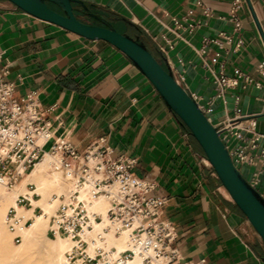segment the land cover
<instances>
[{
  "label": "crops",
  "instance_id": "crops-1",
  "mask_svg": "<svg viewBox=\"0 0 264 264\" xmlns=\"http://www.w3.org/2000/svg\"><path fill=\"white\" fill-rule=\"evenodd\" d=\"M77 18L140 39L186 92L211 113L215 128L229 119L254 118L264 135V0H78ZM90 20L91 22L85 21ZM194 24L193 31L189 25ZM209 44L206 45L205 41ZM224 66L239 86L217 98ZM16 96H34L52 135L80 152L104 139L115 156L137 160L134 174L154 185L162 215L175 230L181 258L193 264H264V241L235 204L182 120L142 71L112 44L89 40L0 0V71ZM246 77L253 82L248 83ZM237 142L232 140L231 148ZM253 156V152L249 153ZM246 181L255 171L239 169ZM264 182V177H262Z\"/></svg>",
  "mask_w": 264,
  "mask_h": 264
},
{
  "label": "built area",
  "instance_id": "built-area-1",
  "mask_svg": "<svg viewBox=\"0 0 264 264\" xmlns=\"http://www.w3.org/2000/svg\"><path fill=\"white\" fill-rule=\"evenodd\" d=\"M246 4L247 0L233 1L231 11L236 31L242 28L237 12ZM194 28L195 25L191 23L189 30L193 31ZM205 44H209L208 40ZM224 68L222 65L216 77L217 98L223 101L226 91L239 86V80L242 78L239 74L237 78L229 79ZM258 70L264 77V62L258 66ZM246 81L253 82L250 77H246ZM192 98L199 105L198 98ZM199 108L206 117L211 113V110L203 106L199 105ZM256 126L254 118H236L227 120L216 129L236 168L239 170L242 167H250L255 170L247 182L264 199V135L256 131ZM45 128L49 129V126L43 118L37 99L34 96L18 98L16 85L9 80L8 71L1 70L0 175L8 170V176L13 178L17 171L13 164L14 157L23 159V172L19 180L36 166L46 152L45 144L41 148L32 147L37 136L43 133ZM232 140L237 142L235 148H231ZM50 151L61 154L64 168L84 175L91 172L102 174V184L105 187L102 191L109 197L111 204L110 218H119L128 224L138 222L137 234L146 235L147 238L145 249L157 246V258H163V264H193L181 258L176 246L175 230L162 215L164 202L154 195V185L134 174L133 170L137 165L135 158L113 155L104 139L92 144L85 152L77 150L69 141L59 139ZM250 152L254 153L253 156H250ZM20 203L27 205L28 200L22 198Z\"/></svg>",
  "mask_w": 264,
  "mask_h": 264
},
{
  "label": "bare ground",
  "instance_id": "bare-ground-1",
  "mask_svg": "<svg viewBox=\"0 0 264 264\" xmlns=\"http://www.w3.org/2000/svg\"><path fill=\"white\" fill-rule=\"evenodd\" d=\"M51 135L45 128L32 148H41ZM13 159L17 168L13 178L8 176V170L0 175V215H7L8 211H30L33 219L21 245L14 254L5 256L2 264L164 263L163 258H157V246L145 249L147 238L137 234L138 222L128 224L119 218H110L111 204L102 191L105 188L102 174L84 175L64 168L61 154L47 150L36 166L19 180L23 159ZM22 198L28 200L27 205L20 203ZM34 231L46 238V248L42 238L35 245L29 242ZM51 232L54 239L48 237Z\"/></svg>",
  "mask_w": 264,
  "mask_h": 264
},
{
  "label": "water",
  "instance_id": "water-1",
  "mask_svg": "<svg viewBox=\"0 0 264 264\" xmlns=\"http://www.w3.org/2000/svg\"><path fill=\"white\" fill-rule=\"evenodd\" d=\"M26 13L60 26L89 40L106 41L124 54L152 82L168 107L182 120L202 147L232 200L248 218L264 241V199L249 185L234 165L217 129L199 108L197 102L166 70L140 39L118 32L112 24L95 15L104 26L80 21L74 12L78 0H8ZM252 17L264 41V31L252 10Z\"/></svg>",
  "mask_w": 264,
  "mask_h": 264
},
{
  "label": "rangeland",
  "instance_id": "rangeland-1",
  "mask_svg": "<svg viewBox=\"0 0 264 264\" xmlns=\"http://www.w3.org/2000/svg\"><path fill=\"white\" fill-rule=\"evenodd\" d=\"M85 21L91 22L90 20H87L86 18H84ZM194 138V137H193ZM24 177V176H23ZM22 177V178H23ZM22 205H26V204H22ZM13 212V213H12ZM8 211V214L6 215V213H4V215H0V264H2L3 258L5 256H11L12 254L15 253V251L17 250L16 248H18L21 243L23 242L24 238H25V233L27 234V232H29L28 230H30L31 227V221L33 219V214L32 212H28V211H22V212H15V211ZM29 214V216L27 215ZM11 215V217H9ZM16 215V217H15ZM25 215V216H24ZM9 218V219H8ZM24 218V219H23ZM12 219V220H11ZM21 219V220H20ZM30 221H29V220ZM11 220V221H10ZM20 220V221H19ZM9 221V222H7ZM27 221V222H26ZM5 223V224H4ZM5 225V226H4ZM28 225V226H27ZM2 226V227H1ZM5 228H4V227ZM24 226V227H23ZM9 227V228H8ZM28 227V228H27ZM7 228V229H6ZM27 228V229H26ZM2 229V230H1ZM12 232V233H11ZM6 233V234H5ZM24 233V234H23ZM35 233L37 234L35 236ZM14 234V235H13ZM19 235V236H18ZM21 236V237H20ZM23 237V238H22ZM48 237L50 239H54L55 235L54 233H49ZM7 238V239H6ZM21 238V239H20ZM37 238V239H36ZM42 238V242H43V247H47L45 245V237L42 236L39 231H34L32 232V235L29 237V242L33 243V245L37 244V241L39 242V240H41ZM3 240V241H2ZM7 240V241H6ZM13 240V241H11ZM2 241V242H1ZM5 241V242H4ZM9 241V242H8ZM28 242V243H29ZM2 243V244H1ZM7 243V244H6ZM29 243V245H30ZM31 243V244H32ZM17 245V246H16ZM16 246V247H15ZM30 246H28L27 248H29ZM39 247V245H38ZM37 246L35 247V249L38 248ZM3 251V252H1ZM45 257V255H44Z\"/></svg>",
  "mask_w": 264,
  "mask_h": 264
},
{
  "label": "trees",
  "instance_id": "trees-1",
  "mask_svg": "<svg viewBox=\"0 0 264 264\" xmlns=\"http://www.w3.org/2000/svg\"><path fill=\"white\" fill-rule=\"evenodd\" d=\"M153 54V53H152ZM154 55V54H153ZM155 56V55H154ZM155 58L157 59V57L155 56ZM164 67V66H163ZM165 68V67H164ZM166 69V68H165ZM167 70V69H166Z\"/></svg>",
  "mask_w": 264,
  "mask_h": 264
}]
</instances>
